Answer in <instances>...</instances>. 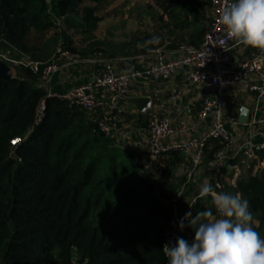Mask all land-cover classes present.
Here are the masks:
<instances>
[{
    "label": "trees",
    "instance_id": "obj_1",
    "mask_svg": "<svg viewBox=\"0 0 264 264\" xmlns=\"http://www.w3.org/2000/svg\"><path fill=\"white\" fill-rule=\"evenodd\" d=\"M101 1L0 0V51L48 61L51 45L35 43L48 35L55 17H62L55 43L62 40V48L81 57L105 55L92 37L98 18L91 4ZM157 1L165 11L180 5L184 18L190 15L193 22L208 3ZM69 28L91 40L86 48L71 47ZM32 32L37 34L33 41ZM12 71L13 78L0 80V264H168L164 227L170 202L185 181L173 176V169L184 158L169 153L170 163L153 181L86 111L46 97L38 86L40 74L21 65ZM16 138L21 142L12 145ZM222 148L219 140H209L203 162L212 164ZM258 164L254 174L224 188L249 201L258 222L254 228L264 238V153ZM213 179L214 185L218 176ZM205 210L213 211V219L219 216L207 196L197 201L191 219ZM183 233L191 243L194 229L187 224Z\"/></svg>",
    "mask_w": 264,
    "mask_h": 264
},
{
    "label": "built area",
    "instance_id": "obj_2",
    "mask_svg": "<svg viewBox=\"0 0 264 264\" xmlns=\"http://www.w3.org/2000/svg\"><path fill=\"white\" fill-rule=\"evenodd\" d=\"M231 0H210L211 19L204 31L199 45H182L171 52V58L167 61L150 63L144 69L128 68L119 70L117 61L105 57L97 52L86 58L75 52L59 47L52 57L46 61H36L30 56L17 52L20 57L15 58L11 50H6L0 55V60L11 69L21 65L33 74H40L41 81L38 84L45 92L46 97L57 98L77 106L86 111L97 125L98 130L107 136H111L115 124L122 113V103L128 98L131 86L140 81L165 82L173 78L176 73L183 71L187 81L204 90L206 93L202 101L201 109L197 112L198 120L209 118L210 123L207 130L197 137L176 139L177 134L187 130V126L178 118L176 122L166 116H162L157 110L147 109L145 114L146 129V155L147 160L133 157L140 166L142 172L152 174L153 163L171 152H176L187 160L184 169V183L179 188L177 195L170 202L171 216L164 227L163 247L166 244H175L177 238L182 237L183 229L178 225L184 218L185 213L193 211L196 203L193 199L197 195L187 194L188 184L195 170L202 164L205 157V144L211 139H217L225 147H232L234 141L232 134L227 129V124H236L234 116H227L226 91L240 81L251 79L248 90L256 94L264 104V48L250 50L248 57L232 66V49L237 43L226 35V30L219 22L221 10ZM62 17H55L52 24L53 30L62 29ZM97 65L99 68L93 72L90 80L84 84L74 85L66 91L58 92L52 89L51 77L69 68ZM98 92L105 97L106 109L96 116L95 108L100 105L97 99ZM142 97V96H141ZM43 104L39 110V118L43 115ZM15 142V143H14ZM21 142L20 138L12 140V145ZM223 148L218 150L214 156L212 168L215 177L219 176L221 170L230 168L240 178L248 172H252L258 164V156L264 153V137L259 142L247 139L239 144L232 155H225ZM162 174L161 168L156 177ZM153 178V177H152ZM214 191L225 193L224 183L220 178L214 182ZM212 199V197H211ZM192 217V216H191ZM189 217V219H191ZM185 226L187 220L183 221ZM164 252V251H163Z\"/></svg>",
    "mask_w": 264,
    "mask_h": 264
},
{
    "label": "crops",
    "instance_id": "obj_3",
    "mask_svg": "<svg viewBox=\"0 0 264 264\" xmlns=\"http://www.w3.org/2000/svg\"><path fill=\"white\" fill-rule=\"evenodd\" d=\"M168 1L163 0V2ZM173 1L170 0V2ZM201 1L196 0V2ZM91 6L95 7V16L98 18L92 37L96 43H100L102 52L107 54H103L105 57L117 61L119 70L144 69L150 63L169 60L171 52L177 50L180 45H199L211 19L210 0L196 22L191 20L190 15L184 18L180 5L177 4L171 11L169 9L165 11L157 0H102L98 4H91ZM183 19H186L185 23ZM65 32L69 36L71 47L86 48L91 41L84 40L76 28H69ZM49 35L50 33L40 41L38 40L35 46H45L43 44ZM154 36L159 37V42L146 44V41ZM31 37L33 41L37 34L32 32ZM135 37L141 41L131 43L130 41ZM61 41L59 40V42ZM252 49L251 46L237 42L231 51L232 66L236 67L238 63L244 61ZM47 52L49 53L46 58L48 60L54 52V46L49 47ZM98 68L97 65H83L59 71L51 77L52 89L63 92L74 85L84 84L90 80L93 72ZM250 82L251 79L240 81L225 93L226 115L234 116L237 120L236 124L226 125L232 134L234 145L223 148L225 155H232L234 149L247 139L259 142L264 137V104L256 94L249 92ZM205 95L204 90L187 81L183 71H179L173 78L165 82L140 80L131 86L128 98L122 103V113L110 137L133 157L137 156L146 161L148 158L146 155L147 134L144 120L147 110L144 113L139 112L129 100L134 97H149L151 99L150 109L157 110L174 123L178 118L182 119L187 130L177 134L175 138L184 139L200 136L209 126V118L203 121L196 118ZM97 96L100 105L95 108L96 116L106 109L104 95L98 92ZM242 107L248 109L246 124H241L238 121ZM169 158V155H166L153 163L152 174L148 175L153 181L159 179L160 176L156 177V173L160 168L164 172L166 164L170 163ZM187 164L188 162L184 158L183 162L174 167L173 176L183 178ZM212 167V164L203 162L195 170L188 184L187 194L198 195L200 185L203 183H210L214 189L212 179L215 177V172ZM257 169L256 166L250 173L254 174ZM247 174H244L243 177ZM218 178L224 184L234 185L240 177L235 175L230 168H224ZM209 196L211 197V195Z\"/></svg>",
    "mask_w": 264,
    "mask_h": 264
},
{
    "label": "clouds",
    "instance_id": "obj_4",
    "mask_svg": "<svg viewBox=\"0 0 264 264\" xmlns=\"http://www.w3.org/2000/svg\"><path fill=\"white\" fill-rule=\"evenodd\" d=\"M219 22L238 43L264 48V0H231L222 8ZM158 42L154 36L146 44ZM209 195L219 216L213 219V211L205 210L189 219L192 213H185L178 227L182 230L187 220L194 236L191 243L180 237L163 247L168 264H264V238L254 228L249 201L239 193H217L210 183H203L192 203Z\"/></svg>",
    "mask_w": 264,
    "mask_h": 264
},
{
    "label": "water",
    "instance_id": "obj_5",
    "mask_svg": "<svg viewBox=\"0 0 264 264\" xmlns=\"http://www.w3.org/2000/svg\"><path fill=\"white\" fill-rule=\"evenodd\" d=\"M13 78L12 69L0 60V80H10ZM131 104H134L137 110L141 113H144L151 104V99L149 97H134L129 100ZM242 109H244L242 111ZM248 117V109L242 107L240 109L238 121L241 124H246Z\"/></svg>",
    "mask_w": 264,
    "mask_h": 264
},
{
    "label": "rangeland",
    "instance_id": "obj_6",
    "mask_svg": "<svg viewBox=\"0 0 264 264\" xmlns=\"http://www.w3.org/2000/svg\"><path fill=\"white\" fill-rule=\"evenodd\" d=\"M130 9H132V8H130ZM129 9V10H130ZM56 32H59V31H56ZM55 32V30H53V28L50 30V35L47 37V41H46V43H49V44H51V46H54V51L55 50H57L59 47H61L62 45H61V42H57V43H55L54 42V38H56V37H54V34L56 33ZM48 33V34H49ZM52 49V48H51ZM54 53V52H53ZM0 55H2V52L0 51ZM13 72V71H12ZM258 225V222L257 221H255L254 220V226H257ZM186 227V226H185ZM187 235H189L188 233H186ZM186 234H184L183 233V235H182V238H184L185 240H186Z\"/></svg>",
    "mask_w": 264,
    "mask_h": 264
},
{
    "label": "snow or ice",
    "instance_id": "obj_7",
    "mask_svg": "<svg viewBox=\"0 0 264 264\" xmlns=\"http://www.w3.org/2000/svg\"><path fill=\"white\" fill-rule=\"evenodd\" d=\"M15 143V142H14Z\"/></svg>",
    "mask_w": 264,
    "mask_h": 264
}]
</instances>
